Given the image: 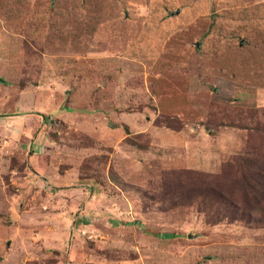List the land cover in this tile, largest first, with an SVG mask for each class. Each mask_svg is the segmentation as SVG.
Here are the masks:
<instances>
[{"label": "rangeland", "instance_id": "374dc122", "mask_svg": "<svg viewBox=\"0 0 264 264\" xmlns=\"http://www.w3.org/2000/svg\"><path fill=\"white\" fill-rule=\"evenodd\" d=\"M248 147L264 0H0V264H264L211 221Z\"/></svg>", "mask_w": 264, "mask_h": 264}, {"label": "trees", "instance_id": "16d2710c", "mask_svg": "<svg viewBox=\"0 0 264 264\" xmlns=\"http://www.w3.org/2000/svg\"><path fill=\"white\" fill-rule=\"evenodd\" d=\"M262 146L261 144L260 147ZM253 152H255L254 147H248L246 153L244 152L236 155L232 160L230 159L225 165L230 167L231 171L227 176L222 174L223 171L227 170L222 169L221 180L224 181L226 178L227 183L231 184L230 192L226 191L228 193L220 195L222 200L219 203L223 207L222 209L216 208L218 216H215L216 219L211 220L213 223L222 221L223 218L219 214H222L228 222L244 220L255 224L264 223V161L256 155L253 158L251 156ZM187 173L188 171H171V182L166 192L170 194L177 192V185H179L177 183L180 182V177H185ZM192 173L194 174V172ZM207 177L208 175L197 177L194 181L204 183L209 188L220 185L221 180L210 181ZM173 182L177 184L175 188H173ZM212 203L215 204L217 201L210 199V208Z\"/></svg>", "mask_w": 264, "mask_h": 264}]
</instances>
